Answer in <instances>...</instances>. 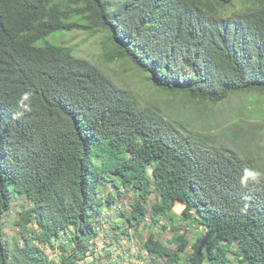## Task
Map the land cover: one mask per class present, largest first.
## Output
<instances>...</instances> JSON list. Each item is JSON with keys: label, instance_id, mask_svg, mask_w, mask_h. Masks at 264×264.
<instances>
[{"label": "trees", "instance_id": "obj_1", "mask_svg": "<svg viewBox=\"0 0 264 264\" xmlns=\"http://www.w3.org/2000/svg\"><path fill=\"white\" fill-rule=\"evenodd\" d=\"M74 31L101 35L109 63L131 65L160 93L211 106L264 95V0H0V264L84 261L100 234L95 222L125 191L137 201L110 245L149 226L153 195V223L203 231L188 264H264V179L243 181L245 170L263 173L239 152L242 133L221 143L143 107L72 47L48 40ZM22 200L19 237L5 234L4 216ZM171 240L180 254L189 245L185 233ZM45 246L56 247L57 263ZM143 248L153 264H180L153 233Z\"/></svg>", "mask_w": 264, "mask_h": 264}, {"label": "rangeland", "instance_id": "obj_2", "mask_svg": "<svg viewBox=\"0 0 264 264\" xmlns=\"http://www.w3.org/2000/svg\"><path fill=\"white\" fill-rule=\"evenodd\" d=\"M48 40L53 44H59L63 41L65 45L72 47L75 50L76 57L97 65L110 76L113 83L119 88L132 91L143 107L156 110L174 125L193 126L196 132L211 133L220 139L221 143L233 140L230 133H238V135L242 133L240 136H235V140L238 141L239 139V152L244 156L256 159L264 177V102H258L264 101V95H236L216 106L201 104L187 95H171L158 92L131 65L129 66L123 62L109 63L105 58L104 38L101 35L89 38L82 31H74L62 36H51ZM222 129L227 131L223 132ZM101 189L103 196L106 197V186L103 185ZM113 191L115 192V190ZM136 201L137 197L134 193L125 191L116 203L105 207L98 219L99 223L95 222L100 230L96 243H92V247L96 251L90 252L88 257L78 264H153L143 248L144 242L150 233H153L155 239L162 241L163 245L174 253L179 252H177L176 244L171 243L172 236L175 233H185L189 245L185 252L179 253V256L181 258L180 264H188L186 257L192 252L191 245L195 239L194 235L203 234V231L190 228L189 225L178 220L167 225V229L164 230L162 228V225L165 224L164 217L161 218L159 224L153 223L151 213V205L154 202L153 195L150 197L149 202L145 204L146 214L143 222L145 221L149 226L145 227L142 223L138 228H131L128 230V234H122L119 237V240L115 242L116 244L110 245L115 235L119 234L121 229L125 227L123 221L131 210L130 206ZM27 205L24 200L13 202L11 209L3 219L5 234L13 233L19 237L16 223L19 220V213ZM175 206L173 211L180 214L183 210L177 212ZM103 218H110L113 224H116L119 228L113 230L110 225L103 224ZM30 228L34 230L35 226L31 225ZM173 228L178 231L173 230ZM62 238L67 239L66 236ZM33 243L36 244V242ZM228 248L231 249V245L225 246V249L229 250ZM43 249L49 261L54 263L59 261L60 254L56 247L45 246ZM154 264L164 263L160 259L156 260Z\"/></svg>", "mask_w": 264, "mask_h": 264}, {"label": "clouds", "instance_id": "obj_3", "mask_svg": "<svg viewBox=\"0 0 264 264\" xmlns=\"http://www.w3.org/2000/svg\"><path fill=\"white\" fill-rule=\"evenodd\" d=\"M29 96H30L29 93H24L22 96L21 105L24 106L25 108H27V105H24L23 101L28 100ZM249 179H251L252 181L255 182V181H258V179H264V177H262L261 174H259V173H254V172H250L248 170H245L243 181H247ZM178 203H180V202H178Z\"/></svg>", "mask_w": 264, "mask_h": 264}]
</instances>
